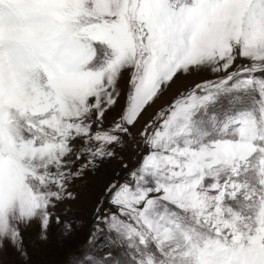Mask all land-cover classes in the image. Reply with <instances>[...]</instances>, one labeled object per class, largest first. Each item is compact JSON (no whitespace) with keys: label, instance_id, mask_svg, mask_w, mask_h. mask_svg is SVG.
Listing matches in <instances>:
<instances>
[{"label":"snow or ice","instance_id":"1","mask_svg":"<svg viewBox=\"0 0 264 264\" xmlns=\"http://www.w3.org/2000/svg\"><path fill=\"white\" fill-rule=\"evenodd\" d=\"M193 72L216 78L144 123L89 243L115 250L97 264H264V0H0V245L70 234L73 183Z\"/></svg>","mask_w":264,"mask_h":264},{"label":"rangeland","instance_id":"2","mask_svg":"<svg viewBox=\"0 0 264 264\" xmlns=\"http://www.w3.org/2000/svg\"><path fill=\"white\" fill-rule=\"evenodd\" d=\"M215 78L210 72H193L178 77L159 100L148 108L139 123L131 130L132 135L123 137V142L114 146L115 156L98 161L94 170L86 171L81 179L73 183L71 190L78 193V198L65 201L55 209L64 219L72 222L71 233L64 234L61 227L53 221L48 230L47 240H41L37 223L22 227L25 254L22 255L9 241H4L0 245V264H77V261H81L82 264H97L108 259V252L115 250L109 244L107 234L98 236L89 243V236L94 229L93 208L97 196L109 181L126 178L127 169L123 167L124 165L130 169L137 163L144 147L138 132L149 117L179 92L191 88L202 80ZM123 87L122 80L121 88ZM118 111L119 108H116L106 115L105 127L111 124Z\"/></svg>","mask_w":264,"mask_h":264}]
</instances>
